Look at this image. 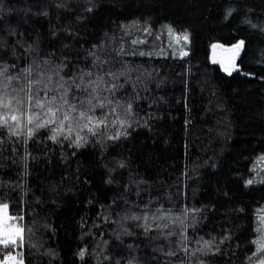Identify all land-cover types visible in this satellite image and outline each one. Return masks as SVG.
<instances>
[{
    "label": "trees",
    "instance_id": "trees-1",
    "mask_svg": "<svg viewBox=\"0 0 264 264\" xmlns=\"http://www.w3.org/2000/svg\"><path fill=\"white\" fill-rule=\"evenodd\" d=\"M0 6L10 10L0 31L14 27L24 41H38L41 56L67 57L69 74L90 68L92 51L105 71L133 69L118 95L126 98L141 80L133 104L137 123L126 137L76 149L53 143L40 129L26 145L25 132L0 146V202L22 217L16 222L25 229L22 244L0 245V259L12 252L24 264H110L105 255L111 264H255L253 240L264 215V183L254 181L264 156V31L245 19L264 24V0H0ZM132 21L139 30L126 36L120 26ZM145 21L150 34L143 32ZM166 25L189 35L187 56L157 54L170 41ZM240 39L239 67L227 75L211 62V45ZM0 136L7 132L0 129ZM157 209L172 219L187 210L186 226L167 217L153 221ZM124 210L141 217L147 211L149 224L169 227L145 233L137 227L143 219L127 221L130 234L117 241L112 221ZM169 230L173 235L160 234ZM202 240H214L220 251L194 253Z\"/></svg>",
    "mask_w": 264,
    "mask_h": 264
},
{
    "label": "snow or ice",
    "instance_id": "snow-or-ice-1",
    "mask_svg": "<svg viewBox=\"0 0 264 264\" xmlns=\"http://www.w3.org/2000/svg\"><path fill=\"white\" fill-rule=\"evenodd\" d=\"M57 7H66V5L57 4ZM5 11L0 6V18ZM86 11H92V6L87 7ZM231 14L229 10L227 15ZM227 15L225 18H227ZM143 32L150 34V25L144 22ZM245 23L252 28H258L264 31V24H253L250 20L245 19ZM139 22L132 21L130 24L121 25L124 35H130V30L138 28ZM170 36H174L177 43L181 40L187 42L188 34L175 33L170 25L165 26ZM55 35V33H53ZM23 34L18 33L14 27L8 26L5 31H0V129L7 132V137L0 136V146L6 140L15 137L13 143H16L26 132L23 143L26 145L36 132L40 129L49 131L48 139L53 143L63 145L67 141L68 147L76 149L82 148L90 142L105 146L107 140L117 141L121 137H126L136 121V112L133 104L140 99L139 93L136 92L137 83L141 82L140 77L132 82L133 93H126L124 96L118 95L119 91L131 81V72L133 69L128 65H121L115 71L109 68L104 70L105 62L101 60L97 52L90 51L89 56L93 57L90 68H81L78 71L73 70L71 74L65 71L68 68L67 57L63 60L56 61L53 59L54 53L41 56L38 41L27 42L23 40ZM14 38V39H10ZM143 43V41L132 40V44ZM96 46H94L95 48ZM245 47L243 39L237 40L234 44L226 47L223 44L213 43L211 45V60L213 63H219L223 71L229 75L238 69L236 63L241 49ZM18 48H23L21 53ZM122 54V53H121ZM158 55H166L161 50ZM140 55H153L152 52H140ZM176 55L175 50L172 53ZM181 58L188 55L183 47L179 50ZM251 73H245L250 75ZM123 78V82H121ZM94 138V140L92 139ZM15 152V148H13ZM75 155V152L73 153ZM15 162V161H14ZM119 166L124 167V161H119ZM111 183V181H108ZM264 183V181H261ZM253 183L252 179L245 181L246 186ZM196 211V210H193ZM160 215L152 214L153 221H162L167 217L172 224L179 223L185 225L187 210L184 217L172 219L161 209H157ZM119 218L112 222L117 225L113 229V234L117 241L122 236L129 235L126 225L127 221H140L143 219V225L137 224V227H143L145 233L152 230L167 229V223L149 224V213L145 211L143 216L138 215L131 210H124L123 214H116ZM22 217H16L10 214L9 204L0 202V245L8 247L16 245L18 242L23 243L25 229L16 221ZM112 219L105 215L104 220ZM195 217H193V220ZM261 224L264 225V215L260 217ZM47 227V225H45ZM32 232V229H28ZM260 235L253 240L256 245V251L252 253L256 257L255 264H264V227L256 229ZM162 236L173 235L172 231H161ZM180 236L182 250L187 253V245L183 240L187 239L181 228ZM227 236L221 238V243ZM102 243L107 245L108 241ZM214 240H202V247L196 248L193 252H218V247H213ZM201 244V240L197 241ZM32 247H37L32 244ZM103 251V250H102ZM50 255L55 253L50 252ZM175 255V252L170 253ZM259 254V255H258ZM78 255L83 258L85 249H80ZM104 259H111L105 255ZM0 264H24V260L19 254L6 252ZM116 264H120L117 260ZM128 264H133L132 260ZM200 264H204L200 261Z\"/></svg>",
    "mask_w": 264,
    "mask_h": 264
},
{
    "label": "rangeland",
    "instance_id": "rangeland-1",
    "mask_svg": "<svg viewBox=\"0 0 264 264\" xmlns=\"http://www.w3.org/2000/svg\"><path fill=\"white\" fill-rule=\"evenodd\" d=\"M189 43H190V38L187 42H184L183 40H181L179 43H177L175 40V37L171 36L170 41H169L168 46H167V50H165L164 53H166V52L173 53V51L175 50L176 55L180 56L179 50L181 47H183L189 53ZM242 49H241V51H242ZM211 54H212V49L210 48V60H211ZM211 62H212V60H211ZM236 63H237V60H236ZM213 64L220 67V65L218 63H213ZM220 69L223 71V69L221 67H220ZM233 72H235V70ZM227 75H229V74H227ZM254 181H257V182L264 181V156L258 158L256 161V165L254 167ZM258 227H264V225L261 224V220L258 221L257 228ZM257 234H258V236L260 235L259 232H257Z\"/></svg>",
    "mask_w": 264,
    "mask_h": 264
},
{
    "label": "water",
    "instance_id": "water-1",
    "mask_svg": "<svg viewBox=\"0 0 264 264\" xmlns=\"http://www.w3.org/2000/svg\"><path fill=\"white\" fill-rule=\"evenodd\" d=\"M238 57H239V56H238ZM238 57H237V58H238ZM218 64H219V63H218Z\"/></svg>",
    "mask_w": 264,
    "mask_h": 264
}]
</instances>
